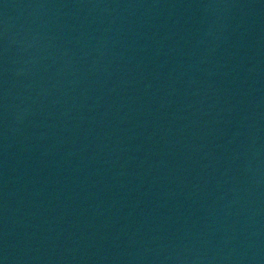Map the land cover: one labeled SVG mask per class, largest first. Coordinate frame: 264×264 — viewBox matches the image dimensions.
<instances>
[{
	"label": "water",
	"instance_id": "1",
	"mask_svg": "<svg viewBox=\"0 0 264 264\" xmlns=\"http://www.w3.org/2000/svg\"><path fill=\"white\" fill-rule=\"evenodd\" d=\"M0 264H264V0H0Z\"/></svg>",
	"mask_w": 264,
	"mask_h": 264
}]
</instances>
